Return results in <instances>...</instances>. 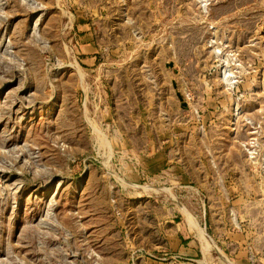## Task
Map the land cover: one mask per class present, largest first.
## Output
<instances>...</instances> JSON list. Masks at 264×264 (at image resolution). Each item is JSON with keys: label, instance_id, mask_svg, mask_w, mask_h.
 Here are the masks:
<instances>
[{"label": "rangeland", "instance_id": "rangeland-1", "mask_svg": "<svg viewBox=\"0 0 264 264\" xmlns=\"http://www.w3.org/2000/svg\"><path fill=\"white\" fill-rule=\"evenodd\" d=\"M0 264H264V0H0Z\"/></svg>", "mask_w": 264, "mask_h": 264}]
</instances>
